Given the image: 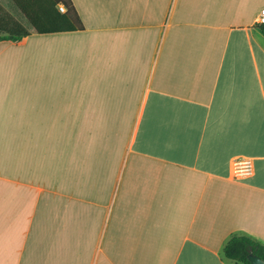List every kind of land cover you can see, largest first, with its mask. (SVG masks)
I'll return each instance as SVG.
<instances>
[{"label":"crops","instance_id":"obj_1","mask_svg":"<svg viewBox=\"0 0 264 264\" xmlns=\"http://www.w3.org/2000/svg\"><path fill=\"white\" fill-rule=\"evenodd\" d=\"M70 1L81 28L0 40V264H245L264 0Z\"/></svg>","mask_w":264,"mask_h":264},{"label":"trees","instance_id":"obj_2","mask_svg":"<svg viewBox=\"0 0 264 264\" xmlns=\"http://www.w3.org/2000/svg\"><path fill=\"white\" fill-rule=\"evenodd\" d=\"M29 23L31 30L0 3V40H19L30 32L47 33L81 28L70 0H10ZM61 4L63 9L58 8ZM264 31V21L258 22ZM222 256L251 264L246 254L252 252L264 259V243L245 234L230 233L221 245Z\"/></svg>","mask_w":264,"mask_h":264},{"label":"built area","instance_id":"obj_3","mask_svg":"<svg viewBox=\"0 0 264 264\" xmlns=\"http://www.w3.org/2000/svg\"><path fill=\"white\" fill-rule=\"evenodd\" d=\"M59 9H63L61 4H58ZM257 21L263 22L264 21V7L259 10L257 15ZM251 169L250 160L245 157L235 158L233 160V170L237 174L241 173H248Z\"/></svg>","mask_w":264,"mask_h":264},{"label":"rangeland","instance_id":"obj_4","mask_svg":"<svg viewBox=\"0 0 264 264\" xmlns=\"http://www.w3.org/2000/svg\"><path fill=\"white\" fill-rule=\"evenodd\" d=\"M0 3L7 9L15 18L21 21L26 27H30L29 23L24 19L23 15L10 0H0Z\"/></svg>","mask_w":264,"mask_h":264},{"label":"water","instance_id":"obj_5","mask_svg":"<svg viewBox=\"0 0 264 264\" xmlns=\"http://www.w3.org/2000/svg\"><path fill=\"white\" fill-rule=\"evenodd\" d=\"M246 257L251 264H264V259L255 253L248 252Z\"/></svg>","mask_w":264,"mask_h":264}]
</instances>
